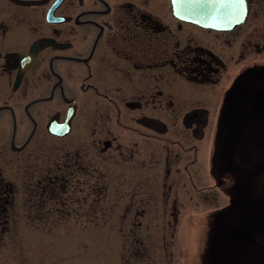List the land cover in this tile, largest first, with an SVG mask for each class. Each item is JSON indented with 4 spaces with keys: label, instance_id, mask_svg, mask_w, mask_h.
I'll list each match as a JSON object with an SVG mask.
<instances>
[{
    "label": "flooded vegetation",
    "instance_id": "obj_1",
    "mask_svg": "<svg viewBox=\"0 0 264 264\" xmlns=\"http://www.w3.org/2000/svg\"><path fill=\"white\" fill-rule=\"evenodd\" d=\"M188 3L0 0V264H39L23 246L54 228V200L68 195L71 166L82 169L88 132L111 161L132 160L139 147L143 161L157 153L162 173L174 169L172 182L185 176L183 157L169 158L165 146L183 149L198 190L222 172L216 148H229L231 132L264 122V0H227L238 23L223 30L195 23L197 0ZM68 117L67 136L47 131ZM46 140L62 146L46 149ZM203 143L212 150L201 164ZM47 153L56 159L49 173H18ZM144 245L134 238L114 263L147 264L155 253ZM253 261L264 255L246 252L238 264Z\"/></svg>",
    "mask_w": 264,
    "mask_h": 264
},
{
    "label": "rangeland",
    "instance_id": "obj_2",
    "mask_svg": "<svg viewBox=\"0 0 264 264\" xmlns=\"http://www.w3.org/2000/svg\"><path fill=\"white\" fill-rule=\"evenodd\" d=\"M231 135L234 142L225 152L216 148V156L226 157L220 175L208 188L194 190L183 149L165 146L169 158L179 153L183 157L178 168L185 176L172 182L174 169L169 172L166 167L162 173L157 153L143 161L139 147L132 160L111 161L112 152L101 153L96 143L92 145L98 135L88 132L82 169L71 166L68 195L54 200V228L40 231L35 243L23 246L22 254H35L39 264H115L129 255L135 238L144 242L146 252L155 253V261L147 264H212L208 258L213 255L224 260L215 263L238 264L246 252L264 255V122L256 128L235 129ZM46 143V149L62 146ZM198 148L197 162L206 163L211 146L203 143ZM257 156L260 160L251 159ZM55 162L49 153L40 155L31 169L18 173L46 174ZM167 172L171 174L166 176ZM172 206L176 210L170 212ZM161 252L166 253L164 260H159Z\"/></svg>",
    "mask_w": 264,
    "mask_h": 264
},
{
    "label": "water",
    "instance_id": "obj_3",
    "mask_svg": "<svg viewBox=\"0 0 264 264\" xmlns=\"http://www.w3.org/2000/svg\"><path fill=\"white\" fill-rule=\"evenodd\" d=\"M226 1L227 0H197L200 15L198 19H195V23L205 28L220 30L228 29L235 23H238V21L229 20L227 15L228 11L225 6ZM188 2L189 6L191 0H188ZM209 14H211V18L207 17ZM70 117L61 125L50 123L47 127V131L56 137L63 138L67 136L70 132Z\"/></svg>",
    "mask_w": 264,
    "mask_h": 264
},
{
    "label": "snow or ice",
    "instance_id": "obj_4",
    "mask_svg": "<svg viewBox=\"0 0 264 264\" xmlns=\"http://www.w3.org/2000/svg\"><path fill=\"white\" fill-rule=\"evenodd\" d=\"M243 2V0H241V3Z\"/></svg>",
    "mask_w": 264,
    "mask_h": 264
}]
</instances>
